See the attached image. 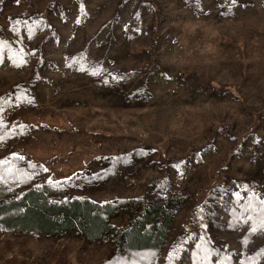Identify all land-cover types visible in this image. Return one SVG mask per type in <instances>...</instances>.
I'll return each instance as SVG.
<instances>
[{"label": "rangeland", "instance_id": "1", "mask_svg": "<svg viewBox=\"0 0 264 264\" xmlns=\"http://www.w3.org/2000/svg\"><path fill=\"white\" fill-rule=\"evenodd\" d=\"M36 184L165 241L0 228V264H264V0H0V194Z\"/></svg>", "mask_w": 264, "mask_h": 264}, {"label": "trees", "instance_id": "2", "mask_svg": "<svg viewBox=\"0 0 264 264\" xmlns=\"http://www.w3.org/2000/svg\"><path fill=\"white\" fill-rule=\"evenodd\" d=\"M133 201L136 208L122 216L126 218L122 227L120 220L123 219L117 220L120 214L109 208L112 200L99 203L82 196L60 200L46 184L32 185L12 193L6 189L0 194V228L53 237L78 229L86 238L102 237L115 248L124 246L135 251L160 247L170 222L165 220L158 206L154 207L144 197ZM104 208H108L109 219L103 213Z\"/></svg>", "mask_w": 264, "mask_h": 264}]
</instances>
